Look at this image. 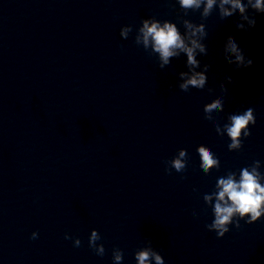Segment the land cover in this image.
Instances as JSON below:
<instances>
[{"label": "clouds", "instance_id": "clouds-1", "mask_svg": "<svg viewBox=\"0 0 264 264\" xmlns=\"http://www.w3.org/2000/svg\"><path fill=\"white\" fill-rule=\"evenodd\" d=\"M180 9L183 10L184 16L188 13L200 11L201 20H206L214 9L218 8V16L221 20L232 17L239 13L236 21V27L242 31H248L256 26V19L249 14V10L254 13L264 14V0H176ZM202 9V11H201ZM184 27L183 34L180 32L177 24L164 20L160 21L154 17L143 19L141 26L137 29L135 43L143 44L147 51L151 46L152 52L157 53L159 60V68L163 70L171 62V58L179 57L181 53L187 57V72H180L179 76L183 80L179 84L182 91L187 92L190 88L204 89L207 83V75L210 65L204 64L203 70L196 71L201 67L200 61L196 58L198 54L207 55V46L202 41L205 40L208 33L203 22L194 23L189 19L181 18ZM247 26V27H246ZM132 26L126 25L120 29V36L127 39L132 32ZM223 55L230 65H235L237 69L250 68L253 60L247 58L244 51L239 47L236 40L232 36H228L223 47ZM228 83H232L231 77H226ZM213 89H209L212 92ZM221 93H227L228 89L224 83L220 85ZM224 111L223 97L212 100L211 103L204 105L203 112L206 120L212 121L217 134L221 133L219 122L212 114ZM229 123L224 124V130L231 142L228 145L229 151L239 150L242 147V139L249 137L251 132L250 125H255L256 117L253 108H248L242 113L230 114L227 117ZM196 151L200 157V168L205 174H210L211 170L219 169V159L210 151V149L201 144ZM188 153L186 149H179L178 155L171 160L165 161L166 172L175 169L176 172H183L187 166ZM255 166L244 167L240 170L239 180L235 178V174L229 172L226 176L218 178L216 187L218 192L215 195V203L212 195H205L203 200L206 205H211L214 219L212 223L206 225L208 231H214L218 238H223L230 231V225L238 229L241 227L240 221L244 220L247 224H253L261 217H264V185L261 184V174L258 171L260 161H254ZM195 214V213H194ZM37 232L31 234L30 239H36ZM65 239H73L67 233ZM99 232L93 229L88 238V246L93 249L96 255L103 256L105 247L102 243ZM75 247L81 246L79 238L73 239ZM135 252V260L138 264H150V260H154L155 264H165L163 256L151 246ZM114 264H121L123 260V251L114 248L112 251Z\"/></svg>", "mask_w": 264, "mask_h": 264}]
</instances>
